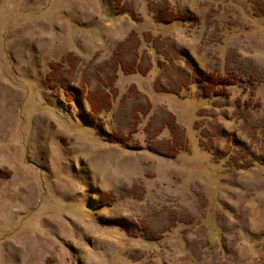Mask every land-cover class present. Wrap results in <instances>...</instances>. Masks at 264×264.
I'll use <instances>...</instances> for the list:
<instances>
[{
	"label": "rangeland",
	"instance_id": "rangeland-1",
	"mask_svg": "<svg viewBox=\"0 0 264 264\" xmlns=\"http://www.w3.org/2000/svg\"><path fill=\"white\" fill-rule=\"evenodd\" d=\"M0 264H264V0H0Z\"/></svg>",
	"mask_w": 264,
	"mask_h": 264
},
{
	"label": "trees",
	"instance_id": "trees-1",
	"mask_svg": "<svg viewBox=\"0 0 264 264\" xmlns=\"http://www.w3.org/2000/svg\"><path fill=\"white\" fill-rule=\"evenodd\" d=\"M157 18L162 22H171L175 20H194L195 15L181 10L160 9L157 12ZM197 80L201 82V86L206 92V95H221L224 86L233 82L232 79L226 75H220L215 72H207L197 75Z\"/></svg>",
	"mask_w": 264,
	"mask_h": 264
}]
</instances>
